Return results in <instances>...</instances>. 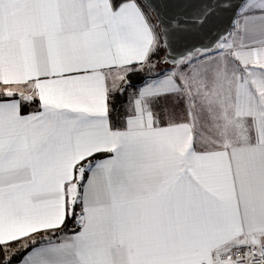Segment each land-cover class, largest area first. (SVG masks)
<instances>
[{
  "label": "snow or ice",
  "instance_id": "obj_1",
  "mask_svg": "<svg viewBox=\"0 0 264 264\" xmlns=\"http://www.w3.org/2000/svg\"><path fill=\"white\" fill-rule=\"evenodd\" d=\"M187 7L0 0V264H264V0Z\"/></svg>",
  "mask_w": 264,
  "mask_h": 264
},
{
  "label": "water",
  "instance_id": "obj_2",
  "mask_svg": "<svg viewBox=\"0 0 264 264\" xmlns=\"http://www.w3.org/2000/svg\"><path fill=\"white\" fill-rule=\"evenodd\" d=\"M210 3L215 11V15L211 17L208 23L200 29L195 35L190 36L184 43L196 44L197 47L203 45H211L219 36L226 35L231 29L232 20L234 19L235 8L223 10V6L227 4L236 5L241 0H153L159 13L168 16L174 13L188 11V5L195 3ZM220 4L222 7H217ZM155 16L156 13L154 12Z\"/></svg>",
  "mask_w": 264,
  "mask_h": 264
},
{
  "label": "trees",
  "instance_id": "obj_3",
  "mask_svg": "<svg viewBox=\"0 0 264 264\" xmlns=\"http://www.w3.org/2000/svg\"><path fill=\"white\" fill-rule=\"evenodd\" d=\"M161 55H163V52L161 53ZM133 79L136 80L137 78L134 77ZM33 105H35V104H33ZM28 110H30V108H29V107H26V108H25V111H28ZM67 227H68V228H71V227H72V223L69 222L68 225H67ZM17 259H19V257L15 258V259L13 260V264L16 263V260H17Z\"/></svg>",
  "mask_w": 264,
  "mask_h": 264
},
{
  "label": "crops",
  "instance_id": "obj_4",
  "mask_svg": "<svg viewBox=\"0 0 264 264\" xmlns=\"http://www.w3.org/2000/svg\"><path fill=\"white\" fill-rule=\"evenodd\" d=\"M30 107H35V105H31ZM16 264V263H15Z\"/></svg>",
  "mask_w": 264,
  "mask_h": 264
},
{
  "label": "rangeland",
  "instance_id": "obj_5",
  "mask_svg": "<svg viewBox=\"0 0 264 264\" xmlns=\"http://www.w3.org/2000/svg\"><path fill=\"white\" fill-rule=\"evenodd\" d=\"M163 66V65H162Z\"/></svg>",
  "mask_w": 264,
  "mask_h": 264
}]
</instances>
